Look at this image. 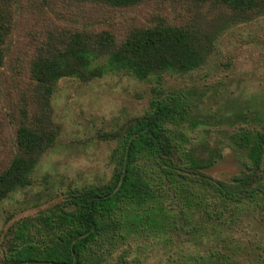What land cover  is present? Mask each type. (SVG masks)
Instances as JSON below:
<instances>
[{"label": "rangeland", "instance_id": "374dc122", "mask_svg": "<svg viewBox=\"0 0 264 264\" xmlns=\"http://www.w3.org/2000/svg\"><path fill=\"white\" fill-rule=\"evenodd\" d=\"M231 14L195 0H150L122 8L82 0H0V20L10 29L0 71V163L4 166L16 152L15 133L24 115L30 120L37 112V87L29 66L51 39L107 32L121 44L133 31L161 19L198 31L221 28L204 64L187 74L140 80L119 70L90 82L73 78L57 82L50 105L59 135L36 165L31 184L0 203V264L11 231L19 224L50 213L70 189L111 180L117 142L107 136L141 117L152 101L182 98L196 106L200 112L196 127L187 129L191 147L205 159L220 154L208 172L213 178L229 180L239 173L246 156L234 149L231 134L241 128L259 129L264 123V13L219 24ZM173 200V213L178 214L179 208L186 211L184 200ZM193 213L195 221L185 226L179 219L177 226L168 221L156 230L144 221L125 239L116 235L104 241L100 258L105 264H199L195 258L208 256L202 264H264V205L240 212L204 199ZM194 222L198 229L200 223L204 228L211 225L215 241L199 240L192 233ZM215 245L217 254L210 252Z\"/></svg>", "mask_w": 264, "mask_h": 264}, {"label": "trees", "instance_id": "16d2710c", "mask_svg": "<svg viewBox=\"0 0 264 264\" xmlns=\"http://www.w3.org/2000/svg\"><path fill=\"white\" fill-rule=\"evenodd\" d=\"M82 1L122 8L150 0ZM195 1L232 12L219 23L224 26L264 13V0ZM220 29L198 31L161 19L133 31L121 44L107 32L95 36L79 32L51 39L29 66L37 87V112L30 120L24 115L25 121L15 133L16 152L7 166L0 163V203L31 184L36 165L59 135L50 105L58 81L73 78L90 82L107 71L119 70L140 80L152 76L160 81L165 74H187L204 64ZM9 31L0 20V71ZM103 58L104 64L93 65ZM198 113L196 106L182 98L152 101L141 117L107 136L117 142L111 180L100 186L70 189L50 213L35 222L19 224L11 231L2 264H105L99 255L104 241L118 235L125 239L144 221L156 230L168 221L177 226L179 219L183 226L189 225L195 221L193 209L202 206L204 199L230 211L260 209L264 205V123L259 129L241 128L231 134L234 149L244 152L246 161L236 176L215 179L208 172L220 154L205 159L191 147L187 129H195ZM174 198L184 200L186 211L179 208L178 214L173 213L170 202ZM200 224L198 229L194 222L192 233L199 240L215 241L209 231L212 226ZM217 248L213 246L210 252L217 254ZM207 258L194 260L202 264Z\"/></svg>", "mask_w": 264, "mask_h": 264}]
</instances>
